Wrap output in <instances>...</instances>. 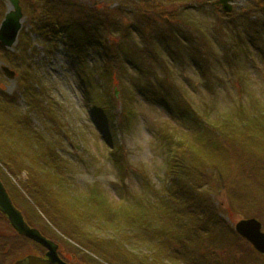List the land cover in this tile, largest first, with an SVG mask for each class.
<instances>
[{
    "label": "rangeland",
    "instance_id": "374dc122",
    "mask_svg": "<svg viewBox=\"0 0 264 264\" xmlns=\"http://www.w3.org/2000/svg\"><path fill=\"white\" fill-rule=\"evenodd\" d=\"M77 1L83 9L95 5L93 8L97 10H111L123 5L121 19L125 26L130 28L133 43L143 46V38L148 35L154 50L163 53L168 68L166 73L162 72L154 60L149 63L153 71L150 75L144 77L142 71H136L134 64L138 67L141 65L137 54L133 53V49L127 50L126 44L119 42L118 38L119 31L125 26L117 22L121 27L119 26V31H115L112 24V35L109 39L113 43H120L118 53L120 67L123 68L120 75H123V78L119 82L120 85L113 83L118 93L116 99L114 98L116 103L112 110L104 107L101 114L97 115L86 104L91 96L83 89V82L92 79V75L96 73L92 69L96 70L105 58L103 53H97L102 48L99 41L102 40L101 35L92 31L88 42L86 39L82 41L85 44L78 48L77 52L74 46L66 44L65 35L61 33L55 48L49 52L52 44L32 31V26L27 23L23 13L24 18L16 42L7 51L17 53L19 36H25L27 47L24 58L32 66L30 73L36 77L38 87L41 88L42 84L43 89L48 92L46 97L54 103L60 124L56 128L49 117L34 113L27 105L24 90L18 84L17 71L5 59L0 58V68L6 66L16 72L13 79L5 78L0 72V115L7 113L9 101L13 110L4 124L13 126V132L32 127L39 135L44 136V140L56 141L57 152L64 161L62 169L63 178H66L65 184L73 186L77 193H89L90 189L96 186L103 196V201L121 202L128 206L126 209L129 210L140 209L145 212L144 220H141L143 225H146L147 219L152 223L148 225L153 229L148 230L152 234L151 237H148L144 226L140 225L142 223L132 221L133 225L140 227L134 226L137 229L134 233L131 228L125 229L121 226V235L113 229L107 230L109 234L105 236L95 235L97 238L109 237L110 241L112 236H115L120 240L119 243L115 241V245L118 244L115 247L126 243L125 247L129 253L132 254L131 250L135 249L133 254L138 258H144L145 254L150 255V251L154 254V257L150 258V264H207L197 258L179 262L177 250L161 247L168 240L167 237L161 238L162 236L158 235L157 231L161 226L158 225L156 208L162 202L161 193L170 180L168 153L159 130L162 128L169 133L179 134V131L186 132L188 129L189 132L196 118L203 116L205 112H209L212 118L222 117L235 113L241 105L244 112L251 114L254 113L255 107L262 105L264 14L254 7L253 0H236L229 15L215 10L210 5L214 0H193L191 4L185 5L174 4L168 0H144L143 4L139 0ZM2 2L1 11L6 12L8 2ZM141 5L147 11L150 5H154L155 18H159L158 13L162 12L161 17H166L165 20L169 23L168 29L163 27L162 20L155 19L157 25L153 30L148 33L145 29L143 33L140 30L141 17H137ZM53 11L57 16V7ZM251 22L255 23V27ZM169 30L176 39L173 44L166 41ZM176 45L177 56L172 50ZM137 76L139 83L134 84L132 78ZM146 78L150 81L147 83L148 87L144 82ZM162 80L165 81L167 90L166 87H160ZM125 108L128 109L129 115L125 114L123 119L120 112ZM17 118H20L21 123L15 126ZM17 135V132L0 133V142L7 145L6 149L10 154L23 148V143L16 138ZM40 142L35 141L34 145ZM26 154V158L31 157L30 151ZM0 163L6 164L1 159ZM2 166L8 173L6 174L10 183L17 187H10L0 173V178L4 179L3 182L10 192L14 191L13 195H19L44 223L56 227L57 234L63 235L61 225H57V218L52 220L49 216L57 212V198L60 201L65 200L62 192L65 184L60 182L58 186L57 177L48 172L46 167L41 168L47 172L41 174L42 178L39 176L38 179L36 173L30 172V168L23 167L16 171L13 168L10 170L11 167ZM48 203L52 207H49ZM216 205L220 208L219 215L232 228L241 219L253 218L251 214L255 212L253 206L238 208L226 194L218 197ZM148 209L150 211H147ZM160 211L164 214V219L170 214L167 210ZM117 214L109 213L107 220L115 218ZM132 214L136 219L138 211ZM261 218L259 222L264 233V209ZM89 222L90 225L86 224L88 226L81 229L87 232L92 229L95 234L96 225L90 219ZM77 223L81 224L79 221ZM133 225L130 224L131 227ZM163 226L169 227L167 224ZM177 227L183 228L182 224L173 228ZM95 236L91 237V240L94 239L91 247L93 251L80 244L83 242L80 241V236L67 235L65 240L69 241L70 244H66L74 250L102 259L101 264H120L108 255L97 252L99 242L95 241ZM57 238L60 239L58 236ZM116 253H119V250ZM254 263L264 264V255H255ZM244 264H252V261H245Z\"/></svg>",
    "mask_w": 264,
    "mask_h": 264
},
{
    "label": "trees",
    "instance_id": "16d2710c",
    "mask_svg": "<svg viewBox=\"0 0 264 264\" xmlns=\"http://www.w3.org/2000/svg\"><path fill=\"white\" fill-rule=\"evenodd\" d=\"M139 1L144 3V0ZM192 1L168 0L174 4L184 5L191 4ZM20 2L27 23L32 26V31L52 44L51 49L55 48L56 40H59L61 33L65 35L66 44L74 46L77 52H79L78 48H82L85 44L82 41L86 39L88 42L92 31L101 35L102 40L99 41L102 48L97 53H103L105 58L102 59L96 70L92 69V71H96L93 76H97V78L91 77V80H85L83 89L87 95L91 96L87 99L86 104L95 114L100 115L104 107L111 111L116 103L113 99L112 86L113 83L120 85L119 82L123 78V75L120 74L123 68L120 67L118 53L120 43L114 42V44L110 41L109 37L112 35L110 27L113 24L114 30L119 31V26L126 25L121 19L123 5L111 10H97L93 7L83 9L77 0H20ZM2 3L0 0V21L4 14V11H1ZM254 5L260 9L261 6H264V0H254ZM55 7H57V16L53 11ZM153 7L154 5H150L149 11H147L141 5L137 11V17H141L139 19L140 30L143 33H145V29L148 30V33L153 30L157 25L155 19L162 20L164 28L168 29L169 27L168 21L165 20L167 18L161 17L162 12L158 13L159 18H155ZM117 22L122 24L118 25ZM251 25L255 27L254 22H251ZM167 32L166 41L173 44L176 41L175 36L171 30ZM130 33V28L125 26L119 31L118 38L119 42L122 41L126 44L127 50L133 49V53L137 54L141 65L138 67L134 64L136 71L138 69L139 72L142 71L144 77L150 75L153 71L149 63L150 60H154L162 72L166 73L168 68L163 53L160 54L154 50L149 36L143 38V46H136ZM26 47L25 36L20 34L17 53H10L0 45V58L5 59L17 71L18 84L25 92L27 105L32 108L34 113L49 117L57 128V125L60 124V121L57 120V110L54 103L52 104L47 99L48 92L43 89L42 84L41 88L38 87L36 77L30 73L32 66L24 58ZM172 50L177 56V45ZM138 79V76L133 77L132 82L139 83ZM144 82L148 87L149 79L146 78ZM159 85L161 88L166 87L163 80ZM167 88L165 89L167 90ZM100 92L102 93L100 94ZM165 94L167 95V93ZM6 111V114L1 113L0 115V133L10 134L12 132L16 134L17 132L16 138L23 143L22 150L10 154L6 149L7 145L0 142V159L4 163L10 161L6 164L0 163V173L7 180L9 186L17 188L10 183L8 173L2 165L16 171L23 167L24 169L30 168V172L36 173L38 179L42 176L41 174L47 172V170H41L46 167L48 172L57 177L58 186L60 182L65 184L66 178H63L62 169L64 161L57 152V142L44 140V136L41 134L40 136L32 127L13 132L11 129L13 126L8 123L4 124L5 119L9 118L13 111L10 101ZM127 111L128 109L125 108L121 112L123 119L125 114L129 115V111ZM19 123H21L20 118H17L14 124L16 126ZM159 133L162 135L165 150L168 153L170 180V182L167 181L166 189L161 193L162 202L156 208L158 225L161 226L157 231L158 235L162 236L161 238L167 237L166 240H168L162 244L165 246L161 245V247L177 250L179 262L183 259L193 261L191 258H197L200 262L202 260L207 264H244L248 260L255 264L254 256L258 254L219 215L221 214L220 208L215 206V202L221 194H226L238 208L253 206L255 212L251 214V217L258 221L262 219L264 209V102L259 108L255 107L254 113L251 114L244 112L241 105L238 106L235 113L225 114L222 117L212 118L209 112H205L203 116L196 118L189 132L187 129L186 132L179 131V134L169 133L166 129L160 128ZM35 141L41 142L34 145ZM28 151L31 152V157L26 158ZM24 160L29 161L25 162ZM11 173L14 174L13 171ZM96 188L95 186L90 189L89 193L80 194L74 190L73 186L69 187L65 184L62 191L65 200L60 201L57 198V212H54L53 216H49L52 220L57 218V225H61L64 236H80V241H83L80 244L91 251H93L91 247L94 241V239L91 240V237L105 236L109 234L107 230L113 231V229L117 234H120L121 226L125 229L131 228L134 233L139 226L133 225L132 221L142 223L145 214L140 209H126L128 206L121 202L107 203L103 201V196ZM58 193L57 189V196H59ZM48 206L52 207L49 203ZM160 210H167L170 214L164 219V214ZM135 211H138L136 219L132 214ZM33 213L35 214V212ZM109 213L118 214L115 218L107 220L106 216ZM89 219L96 225L95 234L92 229L91 232L81 229V227L88 226L86 224L90 223ZM77 221L81 222L80 226ZM148 221L149 219L145 226L143 223L140 225L144 226L148 237H151L152 234L148 230L152 231L153 229L148 225H152V223ZM165 223L169 227L163 226L166 225ZM43 224L46 225L44 222ZM130 224L133 226L131 227ZM181 224L183 228H173ZM158 225L157 227H159ZM100 232L102 233L100 234ZM97 237L95 238V241L99 242L96 247L97 252L108 255L120 264H150V258L154 257V254L149 251L150 255L145 254L144 258H138L133 254L135 249L131 250L132 254L129 253L125 247L126 243L115 247L120 241L115 236H112L110 241L109 237ZM117 250L119 253H116ZM109 261L112 263L111 260Z\"/></svg>",
    "mask_w": 264,
    "mask_h": 264
},
{
    "label": "flooded vegetation",
    "instance_id": "af4514ba",
    "mask_svg": "<svg viewBox=\"0 0 264 264\" xmlns=\"http://www.w3.org/2000/svg\"><path fill=\"white\" fill-rule=\"evenodd\" d=\"M7 193L14 203L17 195L7 189ZM15 205V204H14ZM16 207V206H15ZM25 223L31 229L38 231L46 242L40 243L33 239L19 235L6 217L0 213V264H99L83 252H78L68 246L66 242L39 220H35L29 210H21Z\"/></svg>",
    "mask_w": 264,
    "mask_h": 264
},
{
    "label": "water",
    "instance_id": "95a60500",
    "mask_svg": "<svg viewBox=\"0 0 264 264\" xmlns=\"http://www.w3.org/2000/svg\"><path fill=\"white\" fill-rule=\"evenodd\" d=\"M8 9L0 23V44L6 49H10L16 41L18 31L21 28L22 12L19 0H6ZM234 0H216L212 4L220 7L224 12H230L231 3ZM1 71L8 79L14 78V72L3 66ZM0 212L6 216L13 229L17 233L31 238L37 242L45 243L44 240L35 230L26 226L21 213L13 206L5 188L0 181ZM234 231L259 254L264 255V233L262 232L261 223L254 219H242L235 223ZM57 259V264H59Z\"/></svg>",
    "mask_w": 264,
    "mask_h": 264
}]
</instances>
